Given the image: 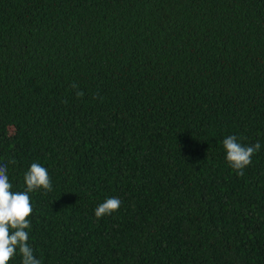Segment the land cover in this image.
Returning <instances> with one entry per match:
<instances>
[{
  "label": "trees",
  "instance_id": "16d2710c",
  "mask_svg": "<svg viewBox=\"0 0 264 264\" xmlns=\"http://www.w3.org/2000/svg\"><path fill=\"white\" fill-rule=\"evenodd\" d=\"M230 135L261 146L243 175ZM34 162L29 240H264V0H0L13 191ZM28 242L41 264H264V241Z\"/></svg>",
  "mask_w": 264,
  "mask_h": 264
},
{
  "label": "clouds",
  "instance_id": "9594fccd",
  "mask_svg": "<svg viewBox=\"0 0 264 264\" xmlns=\"http://www.w3.org/2000/svg\"><path fill=\"white\" fill-rule=\"evenodd\" d=\"M73 88L78 85L72 84ZM76 96L83 97V91H77ZM226 150V160L230 166L243 175V169L252 163V156L260 149V144L252 146L238 142L235 135H230L223 140ZM14 163V161H12ZM25 191H13L9 181L7 168L0 166V264H9L17 255L22 256V264H41L34 255V250L29 244L30 217L33 213L30 193L37 189L52 190L51 177L48 169L40 163L34 162L24 175ZM121 200L118 197L107 198L95 209V216L99 219L111 215L119 210Z\"/></svg>",
  "mask_w": 264,
  "mask_h": 264
}]
</instances>
